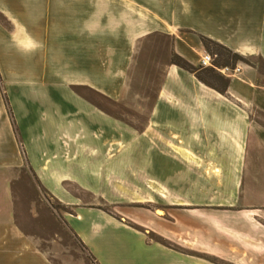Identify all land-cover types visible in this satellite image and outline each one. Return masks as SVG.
I'll use <instances>...</instances> for the list:
<instances>
[{
	"label": "crops",
	"instance_id": "crops-1",
	"mask_svg": "<svg viewBox=\"0 0 264 264\" xmlns=\"http://www.w3.org/2000/svg\"><path fill=\"white\" fill-rule=\"evenodd\" d=\"M202 37L246 59L226 90L244 105L215 104L226 94L173 60L199 64L207 52ZM157 38L169 41L168 62L142 129L74 89L90 87L118 106L128 96L123 83L133 50ZM3 84L36 87L0 88V264H56L40 246L41 237H55L54 219L47 225L36 218L49 208L34 200L18 215L12 175L25 163L39 187L73 211L64 217L68 234L101 264L99 249L122 238L189 264H202L198 252L233 264H264V0H0ZM234 176L253 201L230 211L222 237H189L193 254L168 247L161 240L167 237L149 240L105 210L114 196L135 187L161 194L174 179V192H197L199 178ZM161 221L152 215L148 226L159 233ZM182 238L173 240L182 244Z\"/></svg>",
	"mask_w": 264,
	"mask_h": 264
},
{
	"label": "rangeland",
	"instance_id": "rangeland-1",
	"mask_svg": "<svg viewBox=\"0 0 264 264\" xmlns=\"http://www.w3.org/2000/svg\"><path fill=\"white\" fill-rule=\"evenodd\" d=\"M168 43L169 41L164 38H157L152 44L144 45L140 43L133 50L135 55L134 65L132 64L129 76H126L128 81L123 83L124 88L128 91V96L125 99H120L118 106L103 95L94 93V90L90 87H73L84 91L88 99L102 107L108 110H117L122 122H129L136 128L142 129L148 121V107L155 104L158 100V92L164 77V63L168 62L164 56V50ZM205 51L212 55H216L215 53L219 54V56L216 55L214 63L219 69H222L221 66L235 68L237 64H242L243 62L232 55L229 56L226 52L221 53L214 45H210L208 50L205 48ZM173 60L180 62L177 57ZM194 67L197 69L198 75L210 86L226 94L231 79L230 76L232 75H224L213 67H202L200 63ZM256 84L260 85L262 83L257 81ZM29 87L25 85L7 87L5 84L2 87L0 86L3 91L6 88L10 90L35 89L36 86ZM200 87L202 86L200 85ZM226 96L227 98L223 99V102H216L215 104L244 105L230 97V95L226 94ZM7 107L11 114L8 103ZM13 121L16 124L15 119ZM15 130L17 131V126ZM18 141L22 152H25L23 143L20 139ZM13 171L12 183L16 191L18 215H20V211L27 212L32 209L33 203L31 201L38 200L42 201L49 209L45 211L44 215L40 214L36 218L45 221L47 225L54 219L53 224H50L53 226L51 228L54 230L55 237H41L40 239L41 248L48 253L54 262L56 264H101L93 252L78 237L74 236L72 231L68 234L64 224V217L71 218L73 211L58 203L57 200L39 187L27 163L22 166V169L15 168ZM173 180L168 179V190L165 193L148 194L143 193L142 187H135L134 193L118 194L113 198L116 203L107 204L105 210L148 234L147 237L151 238L149 240L157 237H167L165 239L161 238V240L168 247L175 248L184 255H189L193 254L188 242H186L189 237H222L223 229H225L222 226V222L229 220L233 216L232 214L231 216L228 215L230 211L243 210L246 208L245 206L253 201L252 195L242 192L241 179L238 176L226 179L199 178L197 192H195V189L194 192L183 193L174 192ZM224 180L227 186L223 187L222 183ZM212 184L214 185V191H211L212 189L208 187ZM25 188L28 190L27 193H24ZM21 196L26 201L19 202ZM32 212L36 214L34 209ZM158 214L162 217V221L156 226L161 231L159 233L152 231V228L150 229L148 226L150 216ZM244 217L248 216L245 215ZM217 224H220V227H217ZM61 225L62 228L60 229ZM192 227L194 228L193 235ZM31 228L40 229L36 225ZM173 237H183L180 240L182 244H178L179 242L175 243ZM98 253L102 254L101 259L104 264H189V262L186 263L187 260L184 257L179 255L158 253V251L144 252L136 246L133 248L132 243L127 238H122V240L114 239L108 242L104 248L99 249ZM198 254L196 260L202 264H233L223 258L209 257L202 252H198Z\"/></svg>",
	"mask_w": 264,
	"mask_h": 264
},
{
	"label": "trees",
	"instance_id": "trees-1",
	"mask_svg": "<svg viewBox=\"0 0 264 264\" xmlns=\"http://www.w3.org/2000/svg\"><path fill=\"white\" fill-rule=\"evenodd\" d=\"M202 42L204 44V47L208 50V47L210 45H214L215 47H217L221 53L222 52H226L229 56L232 55L233 57H235L237 60H242V61H245L246 59L241 56L240 54L230 50L229 48L225 47L224 45L216 42V41H213L212 39L210 38H207V37H202ZM217 56H219V54L215 53ZM180 62H176L180 67L186 69V70H189L191 72H194L196 73V75L198 76V78L205 82L206 84L210 85L209 83H207L201 76L198 75V71L197 69H195L194 66H192L189 62H187L185 59H183L182 57H179V56H176ZM224 93V92H223Z\"/></svg>",
	"mask_w": 264,
	"mask_h": 264
},
{
	"label": "built area",
	"instance_id": "built-area-1",
	"mask_svg": "<svg viewBox=\"0 0 264 264\" xmlns=\"http://www.w3.org/2000/svg\"><path fill=\"white\" fill-rule=\"evenodd\" d=\"M215 58L216 55H212L211 53L206 52L204 55L201 56L200 58V65L202 67H213L217 70H219L222 74L224 75H236L241 72L240 67H235V68H229V67H224L222 69H219L215 66Z\"/></svg>",
	"mask_w": 264,
	"mask_h": 264
},
{
	"label": "bare ground",
	"instance_id": "bare-ground-1",
	"mask_svg": "<svg viewBox=\"0 0 264 264\" xmlns=\"http://www.w3.org/2000/svg\"><path fill=\"white\" fill-rule=\"evenodd\" d=\"M159 215V214H158ZM160 216V215H159Z\"/></svg>",
	"mask_w": 264,
	"mask_h": 264
}]
</instances>
